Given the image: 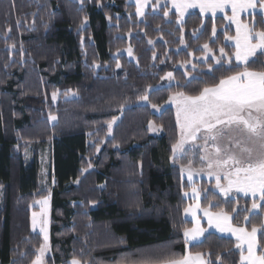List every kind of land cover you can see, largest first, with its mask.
I'll return each instance as SVG.
<instances>
[{
	"label": "trees",
	"instance_id": "trees-1",
	"mask_svg": "<svg viewBox=\"0 0 264 264\" xmlns=\"http://www.w3.org/2000/svg\"><path fill=\"white\" fill-rule=\"evenodd\" d=\"M156 11L139 22L127 0H0V264L37 258L42 241L30 229L31 206L45 198L50 250L44 264H70L73 258L81 264H138L187 252L203 253L210 264H220L217 256L223 264H240L233 240L206 232L202 242L185 245L183 233L191 225L183 220L187 188L171 160L178 140L175 114L164 108L156 115L152 105L161 109L178 92L198 94L245 66L191 63L203 57L204 44L233 59L225 36L234 33L222 18L193 12L178 23L169 0ZM253 19L257 30L264 29L260 15L241 23ZM190 63L196 72L179 70ZM248 70L264 71V56ZM169 72L174 84L164 87ZM189 75L195 78L190 85L178 87ZM72 93L73 99H64ZM144 95L146 105L139 106ZM114 117L118 122L109 133ZM150 123L159 136L150 135ZM44 146L48 192L39 186L37 153L25 159L30 147ZM210 186L197 184L201 209L227 213L235 227L260 228L264 208L251 212L250 200H224ZM257 244L264 250V231L257 232Z\"/></svg>",
	"mask_w": 264,
	"mask_h": 264
},
{
	"label": "snow or ice",
	"instance_id": "snow-or-ice-1",
	"mask_svg": "<svg viewBox=\"0 0 264 264\" xmlns=\"http://www.w3.org/2000/svg\"><path fill=\"white\" fill-rule=\"evenodd\" d=\"M82 2V0H81ZM150 0H137V14L143 15V9L148 5ZM161 0H156L154 7H158ZM172 8L176 9L181 19L184 13L190 8H199L201 13L211 12L213 16L219 12L231 10V16H225L230 23L236 24V35L225 36L226 40H233L235 51L233 56L237 66L243 64L245 70L237 72L234 75L227 76L219 80V83L211 87H203L198 94L191 95L185 92H178L169 100L176 104L175 123L179 130V139L172 145L173 155L177 152H184V145L191 143L193 147L202 148L204 155L201 161H207V174L214 176L216 180L215 187L219 189L224 196H228L234 189L245 196L251 194L254 198L252 210L264 208V71H249L248 65L256 63L259 56H264V29L257 30L255 20L251 23H241L240 13L252 10L261 16L264 22V0H171ZM169 11L164 12L167 17ZM10 31V29H9ZM213 36L216 35V28L212 29ZM14 47V45H13ZM203 49L211 52L208 44L203 45ZM220 58L215 60L217 65L226 62L232 65L233 59L225 53L224 49L220 50ZM131 54V50H129ZM119 68L120 65L118 64ZM209 67V71H212ZM228 70H231L229 68ZM167 80L173 79L171 72L167 73ZM195 79V78H194ZM192 81H186L184 85L178 87H188ZM76 95L75 93H72ZM57 94H52V99L56 100ZM142 101L148 100V95L141 97ZM157 111L160 108L152 105ZM124 106H121L123 113ZM49 119L57 121L55 115L49 114ZM118 117H114L108 122L109 133L113 124ZM149 127L153 125L150 123ZM236 131L240 135L233 139L229 133ZM228 139V143L221 146V141ZM203 140V144L196 142ZM212 141V149L209 152L208 142ZM191 161H189V166ZM181 171L185 168L182 166ZM199 171H204L200 169ZM199 174V173H197ZM188 180H193V171L188 168ZM225 181V184L221 183ZM78 182V181H77ZM193 193L198 196L197 190L193 187ZM187 196L188 193H185ZM257 199L260 203H257ZM41 205L46 206L47 198L38 201ZM198 207V205H197ZM212 207H218L213 204ZM191 213L195 224L191 229L184 230L185 245L202 242L201 237L211 229L216 228L220 232H228L235 235L238 243L235 245L240 249L241 264H264V252L257 254L256 235L258 231H264V224L260 228L253 226L251 231L242 227H233L230 223L232 219L227 213L221 212L213 215L205 211L207 216L208 228L200 226L199 219L195 218L194 210L189 207L185 209V214ZM248 220V217H245ZM33 229L37 224L36 213L32 218ZM44 233L45 244L39 249V255L33 261V264H42V257L48 250L47 230L41 227ZM244 245H247V255H244ZM217 261L223 264L220 256ZM70 264H81V261L73 258ZM138 264H210V261L204 259L203 253L193 255L187 252L183 255L175 253H165L152 259H142Z\"/></svg>",
	"mask_w": 264,
	"mask_h": 264
},
{
	"label": "rangeland",
	"instance_id": "rangeland-1",
	"mask_svg": "<svg viewBox=\"0 0 264 264\" xmlns=\"http://www.w3.org/2000/svg\"><path fill=\"white\" fill-rule=\"evenodd\" d=\"M151 3H152V1L150 0L148 5L143 9V13H144L143 15H138L137 14V0H127V4L133 5L135 7V17H136V19L139 22L143 21L144 16L148 12L156 13L157 12L156 10L161 7V3H160V5L158 7L152 6ZM169 3H170V1H169ZM79 4H80V2H79ZM170 6H171V4H170ZM176 24H177V26H179L178 23H176ZM228 25L232 29L233 33L236 35V24L229 22ZM226 43L229 44V46H231V47L234 45V41L233 40H227ZM202 52H203V57L198 59V60L192 59L191 63L195 62V63L204 64L207 60H211L213 62L214 67H219L221 65L229 66L226 62H223L220 65H217L215 63V60L220 58V51H218L216 55H214V53L208 52V51H206L204 49H202ZM125 54H126V56H127V58L129 60H133L131 54H129V51H127ZM191 63L188 64V65L179 66V70H181L182 72H185L186 70H190L191 72H196L197 69L194 68L191 65ZM233 63H234V61H233ZM235 66H237V65L235 64ZM238 67H242V66L239 65ZM206 72L207 73L210 72L209 69ZM185 78H186L187 81H189V80L194 79V76L193 75H189V76H186ZM173 84H174L173 79L171 81L167 80L166 85L164 87H169V86H171ZM74 97L75 96L73 94H68L64 99H73ZM51 100H52L53 105H55L57 103V101L59 100L58 94H57L56 100H53L52 97H51ZM138 105L139 106H144V105H146V101L140 100L138 102ZM164 108H171V109H173V111L176 114V104L171 102L170 100L167 102V104H165L164 107H162L160 109V111H157L156 109H153L152 112L157 115ZM117 122H118V120H116V123L113 124L112 129L117 124ZM148 130H149L150 135L153 136V137L154 136H159L161 134L160 130L158 128L154 127V126L152 128H150L148 126ZM178 132H179V130H178ZM239 135H240V133H237L236 131H232L231 133H229V136L231 138H233V139L237 138ZM196 143L197 144H203L204 141L203 140H199ZM226 143H228V139L222 140L221 141V146H223V144H226ZM208 144H209V152L214 151L212 149V147H211L212 141H209ZM187 146H188L186 148L187 149L186 150L187 153H185V154H187V157L183 161L181 160V163H182L181 165L190 167L191 170L193 171V179H197V181H195L193 184H191L192 186H190V188H188V189H192V191H193V187H197V184L199 183V180H203L205 183L211 185L210 186V191H212L213 193L217 194L221 198H225V199L227 198L228 200H232L234 198H242V199H247V200H250L251 202H253L254 198L251 196V194H249L248 196H245L243 193H238L234 189L232 190V192L227 197L224 196V194L222 192H220L219 189H217L215 187V185H216L215 177L214 176L210 177L207 174V171H208L207 170V161H203L202 162L201 159H200L201 156H203L205 154L203 149L202 148L193 147V145L191 143H188ZM34 152L37 153V157H38V160L40 162V174H39V186H40V189L42 191H47L48 192V189H49V179L48 178H49V168H50L49 149L46 146H44L42 148H37V149L34 148V150H33L32 147H30L29 148V152L25 154V159H26L27 162H29L31 160V155ZM175 161H176V159H175ZM189 161H191V165L190 166H189ZM176 162H179V161H176ZM174 165H176V164L174 163ZM200 169H204V171H199ZM197 173H199V174H197ZM181 178H182V176H181ZM221 183L225 184L226 182L221 180ZM185 184L188 186L189 185V181L186 180ZM47 200H48V203H47L46 206L41 205L40 203H37L38 201L33 203V205L31 206L32 211H31V214H30V229H31V232L39 235V237L41 238V241H42V245L45 244V240H44V233L41 232L40 229H41V227H45L46 230H47V235H48L47 246H48V250L45 252L44 256L42 257V260H43V258L46 257V255L47 256L49 255V250H50V247H49V210H50V207H49V199H47ZM257 203H260V201L258 199H257ZM256 210H252V207L250 209L251 212L256 211ZM33 213H36V218H37V224H36L35 229H33V224H32ZM38 255H39V251L37 252V256Z\"/></svg>",
	"mask_w": 264,
	"mask_h": 264
},
{
	"label": "crops",
	"instance_id": "crops-1",
	"mask_svg": "<svg viewBox=\"0 0 264 264\" xmlns=\"http://www.w3.org/2000/svg\"><path fill=\"white\" fill-rule=\"evenodd\" d=\"M169 1H170V4H171V0H169ZM171 9H172V11H173V12L179 17V13L176 12V9L172 8V6H171ZM193 12L199 14L202 18H222L227 24H228L230 21H229L228 19H226L225 16H226V15H227V16H231V14H232L230 9H226L225 12H219V11H218V12L215 14V16H213V14H212L211 12H208V13H201L199 8H190V9H188V10L184 13L182 19L185 18L188 14L193 13ZM251 15H259V14L254 13L252 10H249L248 12H242V13H240V21H241V18H243V17H247V16H251ZM179 18H180V17H179ZM234 36H235V34H234ZM234 36H233V37H234ZM232 49H233V52H234V51H235V47H234V45L232 46ZM233 61H234V63L237 65L234 56H233ZM240 66L244 67L243 64H240ZM168 101H169V100H168ZM168 101H167V102H168ZM166 104H167V103H166ZM170 109H171V108H170ZM172 110H173V109H172ZM174 114H175V112H174ZM175 117H176V114H175ZM177 133L179 134V132H178V128H177ZM178 139H179V135H178ZM187 144H188V143H186V144L184 145L185 151L187 150L186 148L188 147ZM185 151H184V152H177V153L175 154V157H174V155H173V151H172V158H171L173 165H174V163H175L176 165H174V166L177 167V168L179 169V171H180V173H181V176H182V181L184 182V184L186 183V180H188V168H189V167H187V166H183V165H181V164H182V163H181V160L183 161V160L187 157V154H185V153H187V151H186V152H185ZM175 159H176V161H179V162H176ZM182 166L185 168V171H184V172L181 171ZM188 181H189V180H188ZM195 181H197V179H193L191 182L189 181V185H188V186L185 184L187 190L183 193V199H184V201L187 203L186 208L191 207V208L194 210V212H195V218H196V219H199V221H200V226H201L202 228H206V229H207V228H208V223H207V216L205 215V211H207V212H209V211H208V210H203V209H201V207H200V193H199V191H198V187H195L196 190H197L198 196H197L195 193H193L192 189H188V188H190V186H192L191 184H193ZM200 181H203V180H199V182H200ZM185 193H188V195L186 196ZM222 199L226 200L227 198H226V199H225V198H222ZM197 205H198V207H197ZM256 211H257V210H256ZM256 211H253V212H256ZM209 213H211V214H213V215L219 214V213H213V212H209ZM220 213H221V212H220ZM183 220L186 221V222H188V223L191 225L190 229H191V228L194 226V224H195V220L193 219V215H192L191 213H189V214L186 215V214H185V210H184V212H183ZM230 223L232 224V219L230 220ZM263 224H264V218H263ZM232 226H233V224H232ZM233 227H235V226H233ZM207 233L214 234V235H216V236H218V237H220V238L233 240L236 244L238 243V241L236 240L235 235H233V234H231V233H228V232H220V231H218L216 228H211V229H209V230L207 231ZM183 239H184V235H183ZM201 239H202V237H201ZM256 242H257V235H256ZM195 244H198V243H195V242H194V244H189V245H195ZM243 247H244V249H245L244 255H247V251H246L247 245H244ZM237 251H238V252L240 253V255H241V251H240V249H237ZM256 251H257V254H260L261 252H264V250L261 251V250L259 249L258 244H257V249H256ZM46 256H47V255H46ZM32 264H33V263H32ZM42 264H44V258H43V260H42ZM240 264H241V260H240Z\"/></svg>",
	"mask_w": 264,
	"mask_h": 264
}]
</instances>
